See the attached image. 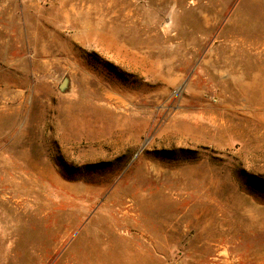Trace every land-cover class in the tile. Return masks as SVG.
<instances>
[{"label": "rangeland", "instance_id": "rangeland-1", "mask_svg": "<svg viewBox=\"0 0 264 264\" xmlns=\"http://www.w3.org/2000/svg\"><path fill=\"white\" fill-rule=\"evenodd\" d=\"M0 264H264V0H0Z\"/></svg>", "mask_w": 264, "mask_h": 264}, {"label": "water", "instance_id": "water-1", "mask_svg": "<svg viewBox=\"0 0 264 264\" xmlns=\"http://www.w3.org/2000/svg\"><path fill=\"white\" fill-rule=\"evenodd\" d=\"M60 88L62 89L63 88V85H61Z\"/></svg>", "mask_w": 264, "mask_h": 264}]
</instances>
